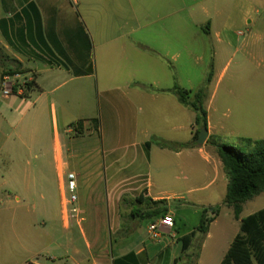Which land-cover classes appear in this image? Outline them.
<instances>
[{
  "label": "crops",
  "instance_id": "obj_1",
  "mask_svg": "<svg viewBox=\"0 0 264 264\" xmlns=\"http://www.w3.org/2000/svg\"><path fill=\"white\" fill-rule=\"evenodd\" d=\"M155 1L117 0V9L114 0H0V90L7 75H18L19 83L34 82L25 96L0 93V250L14 253L10 263L141 264V258L148 264L179 262L181 239L188 234L180 236L171 199L152 196L151 182H141L153 147L164 150L153 143L144 125L173 121L174 128L183 129L189 123L190 140L173 142L179 147L190 144L183 147L193 156L199 150L191 145L196 113L178 101L174 85L160 86L153 79L147 86L129 68L144 56L169 55L170 25ZM96 54L103 63L99 117L88 81L95 75ZM121 61L126 62L123 71L117 64ZM162 107H167L164 116L158 112ZM80 120L83 132L76 135L72 125ZM207 128L210 139L208 116ZM68 172L77 175L81 220L65 216L63 183ZM140 190L154 201L166 200L174 227L161 228V238H149L151 243L144 246L119 240L116 254L108 259L105 250L120 230L121 199ZM217 220L211 222L207 237ZM38 233L47 235L51 245L35 252ZM174 239L181 245L172 247Z\"/></svg>",
  "mask_w": 264,
  "mask_h": 264
},
{
  "label": "rangeland",
  "instance_id": "obj_2",
  "mask_svg": "<svg viewBox=\"0 0 264 264\" xmlns=\"http://www.w3.org/2000/svg\"><path fill=\"white\" fill-rule=\"evenodd\" d=\"M113 5L118 9L121 4L114 0ZM155 6L163 7L166 16L163 21L170 25L172 44L167 47L169 55L165 59L144 56L129 68L148 82L147 86H151L149 82L155 79L160 86L178 84L193 92L204 89L207 95L204 107L212 131L210 140L234 147L242 146L243 138L264 140V0H156ZM179 52L181 56L176 57ZM99 57L98 54L92 56L95 75L88 80L97 117L103 104L99 97L103 63ZM125 63H117L121 71ZM121 78L118 77L117 82ZM166 108L158 110L160 116H164L162 112ZM141 122L144 124V121ZM174 123L149 121L148 125H144L152 132V140L158 137L173 145L164 150L153 147L145 167H142L141 182L143 185L151 182L152 196L171 199L178 217L180 236L197 230L204 209L208 210L207 217L213 218L211 209L220 206L218 220L210 227V235L207 237L196 232L188 252L178 254L180 260L177 263L220 264L240 233V220H236L233 210L225 205L228 177L208 138L202 145L192 140L191 145L199 147L198 153L193 156H189L185 147L175 145V139L190 140L191 128L189 123L183 129L174 128ZM203 147L208 152L200 150ZM176 152L180 155L177 156ZM1 163V167H5V161ZM131 174L132 169L125 176ZM58 192L59 188L56 196L60 201ZM2 194L4 191L0 190V197ZM141 194L147 197L146 191L140 190L132 197L126 195L121 199L120 230L112 237V247L105 250L108 259L116 254L119 240L129 241L128 246L151 243L148 237L150 219L132 217V210L140 206L136 205L135 199ZM2 205L0 203V213ZM262 209L264 192L242 204L240 218ZM169 214L174 218L168 210L166 215ZM34 240L37 241L35 252L44 251L51 245L49 237L43 233H38ZM171 245L175 247L181 242L174 239ZM13 256L14 253L0 250V264H12L10 259ZM44 256L38 257L40 262H44ZM139 262L148 264L149 261L141 258Z\"/></svg>",
  "mask_w": 264,
  "mask_h": 264
},
{
  "label": "trees",
  "instance_id": "obj_3",
  "mask_svg": "<svg viewBox=\"0 0 264 264\" xmlns=\"http://www.w3.org/2000/svg\"><path fill=\"white\" fill-rule=\"evenodd\" d=\"M210 81V79H208ZM34 86V82L28 83L29 89ZM172 92L177 96L178 101L189 107L196 113V125L198 126L194 134V142L200 135V129L207 127V111L204 107L207 98L204 89L193 92L186 90L175 84ZM99 128V119H95ZM82 120L77 121L72 126L76 135L83 132ZM200 126V128H199ZM242 146L234 147L217 143L208 139L214 153L220 159L223 169L228 177L225 205L233 210L236 220H240V233L234 238L228 251L220 264H264V209L241 219L242 204L247 200L264 192V140L241 139ZM161 148H167L173 144L164 140L155 139ZM149 148L150 143H146ZM188 147L189 144L181 145ZM136 205H140L132 210V217L140 219H154L166 215L168 212L166 200L154 201L149 197H142V194L135 199ZM213 218L207 217L208 210L202 211V220L196 231L184 236L182 240L183 252H186L192 245L196 232L206 235L209 226L215 217L219 215L220 206L211 209ZM33 264V263H29Z\"/></svg>",
  "mask_w": 264,
  "mask_h": 264
},
{
  "label": "built area",
  "instance_id": "obj_4",
  "mask_svg": "<svg viewBox=\"0 0 264 264\" xmlns=\"http://www.w3.org/2000/svg\"><path fill=\"white\" fill-rule=\"evenodd\" d=\"M16 76H5L2 82L1 93L4 96L11 94H18L25 96L29 91L28 83L30 80H25L23 83L17 82ZM63 205L65 209V216L68 220L78 219L81 220L80 210L78 206V195H77V175L74 172H68L65 176L63 183ZM175 221L172 215H164L159 217L158 220L152 222L148 227L149 238L153 241H158L161 236V228L172 229Z\"/></svg>",
  "mask_w": 264,
  "mask_h": 264
},
{
  "label": "water",
  "instance_id": "obj_5",
  "mask_svg": "<svg viewBox=\"0 0 264 264\" xmlns=\"http://www.w3.org/2000/svg\"><path fill=\"white\" fill-rule=\"evenodd\" d=\"M209 132H208V128L206 126H203L200 129V135L199 138L197 140V143L199 145H202L203 143H205L206 139L208 138Z\"/></svg>",
  "mask_w": 264,
  "mask_h": 264
}]
</instances>
